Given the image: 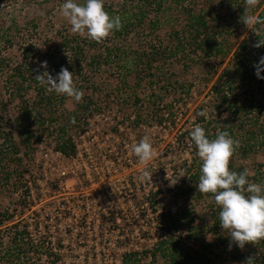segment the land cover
<instances>
[{
  "label": "rangeland",
  "instance_id": "1",
  "mask_svg": "<svg viewBox=\"0 0 264 264\" xmlns=\"http://www.w3.org/2000/svg\"><path fill=\"white\" fill-rule=\"evenodd\" d=\"M124 1L103 0L104 10L110 16V13L118 10ZM203 2L209 7L216 8L221 15H227L234 11L226 0H164L162 27L159 30L162 37H160L167 40L170 29L180 27L185 22L188 13L199 9ZM61 3L62 0H0V121L4 123L1 125L6 130L12 128L14 133L18 129V108L21 106L22 100L17 96L18 94H14L11 86L17 75V68L30 73L29 77L32 80L26 83L20 95L23 96V101L35 105L38 97L36 88L40 87L45 91V86H42L35 76L44 71L39 68V63L47 61V71L53 78L61 67H64L72 73L74 85L83 91V97L78 103L65 96L64 109L67 113H72L78 106L84 107L85 104H90L88 110L82 111L83 115L80 117L79 124L84 126L92 123L99 127L95 135L98 137L100 149L109 150L110 153L107 151L108 161L97 160V165L101 168L99 172H103L101 183H95L84 190L80 188L87 197V205H81L82 197L78 191L80 189L77 180L69 181V190L66 192L53 194L50 197L49 188L47 191L45 189L47 186L38 182L34 172L31 171L32 156L36 150L35 145L38 143L35 140L33 150L22 149L21 156L24 157L26 164L24 178L21 181L19 179L18 183L1 186L0 189V211L8 207L10 212H14L15 203L23 198L26 191L33 200L34 207L22 215L16 213L18 216L14 217V220L0 227L1 234H5L6 231L3 232V230L7 225L28 218L35 239L39 240L44 235L49 237L48 245H46L48 247L35 253L58 255L60 259L54 264H122V256L125 252H141L144 249L152 250L156 247L155 245L164 233L158 216L161 212L165 209L180 211L185 208L197 217L194 231L190 233L188 228H185L184 231V235H191V238L186 236V241L190 246L197 247L193 244V235L196 232V237L202 234L207 242L214 245L213 249L216 253H220L223 249L221 257L211 255L213 262L218 264H264V240L254 244L246 243L242 249L233 243L229 250V243L225 245L221 242L222 236L230 239L228 233L222 228L217 236L211 234L210 231H199L200 227L207 222L210 207L216 205L214 198L207 193H202L201 196L194 194L193 196L191 194L184 195L181 192L185 182L188 181V173L185 169L192 162L193 154L190 144H186L190 142L189 139L181 138L180 128L182 125H184L183 128H193L198 124L195 116L197 109L203 105H209V101L213 97L212 87L218 75L234 56V52L242 54L240 45L243 39L252 40L255 24L249 29L240 19L237 20L231 36L232 50L223 60L215 57L208 60L198 54L195 56L197 63L192 64L188 71L184 70L183 59L174 63L175 70L179 73L177 76L179 85L176 86L178 90L166 96L165 102H172L175 107L174 118L177 125H169L168 123H159L155 116H152L151 109L148 107L151 89L147 86L146 81L143 82V85L138 86L134 74L125 73L120 59L113 56L112 60L100 66H91L85 61L81 62L80 66L72 63L71 48L64 47V44L65 40H68L69 43L78 34L71 33L70 25L59 14L58 8ZM113 5L114 7L111 8ZM255 6L256 10L252 14L249 12L246 15H253L257 18L264 4L259 8L256 0ZM261 26L264 30V21ZM112 39L113 36L110 33L102 41L108 45ZM122 46L121 50L124 51L129 44L123 42ZM246 54L249 55L247 52ZM244 57L250 58V56ZM156 65L160 64L155 63ZM74 68L78 72H74ZM162 68L158 71H165L164 65ZM182 83L185 87L183 91L180 85ZM154 87L156 88L157 84ZM55 95L58 98L62 96ZM256 97L258 99L261 97L258 92ZM33 112L35 113V110ZM209 117H207L208 120ZM29 121L26 120L25 123L28 124ZM207 124L204 125L212 131L214 125ZM199 125L202 128L204 126L203 123ZM118 126L121 128L117 130ZM116 131L117 134L115 133L112 137L108 135ZM38 133L40 132L38 131ZM235 133L234 136H230L239 141V146L246 137L244 139L243 134L238 130ZM261 135L258 133V138ZM36 136L37 133L34 134V139ZM145 136L152 144L156 156L147 164L141 165L132 155L131 145ZM50 139L56 138L44 137V140L49 141ZM236 148L229 163L246 166L249 175H253L260 167L264 172V149L258 151L257 154L245 156ZM111 156L119 159L117 160L118 165L117 163L112 165L109 161ZM144 170L148 175L142 177L141 172ZM173 181L177 182L170 185V182ZM127 183L131 185L129 186ZM42 188L43 190H41ZM156 190H161V193L156 196L157 202L152 207V193ZM43 192H47V195L42 196ZM109 194L115 201H118L117 208L105 210L108 214L106 217H102L100 199L104 200ZM149 197H151L150 201ZM65 199L71 207L70 212L75 213V218H68L69 212L65 214L64 218L46 220L48 223L45 222L44 217H41L38 220L40 224H43V227L39 224L38 227L36 226L37 219L33 220V211H39L46 215V211H54L53 205L55 206L59 201H65ZM77 205H81V211ZM87 212L89 214H86ZM81 214L83 217L85 215L87 220L84 219V223L80 225L81 216L79 215ZM48 224L51 225L52 231H48L46 228V232L44 225ZM76 228H78L77 231ZM171 233L176 237L180 236L178 231L171 230ZM38 255L36 254V256ZM141 258V263L164 264L163 258L158 257L157 262L154 263L149 255L145 258L143 252H141ZM249 258L252 259L248 260ZM51 260L45 256L38 257L37 264H53Z\"/></svg>",
  "mask_w": 264,
  "mask_h": 264
},
{
  "label": "trees",
  "instance_id": "2",
  "mask_svg": "<svg viewBox=\"0 0 264 264\" xmlns=\"http://www.w3.org/2000/svg\"><path fill=\"white\" fill-rule=\"evenodd\" d=\"M226 1L234 11L227 15H221L216 8L209 7L203 2L199 9L188 13L185 22L180 27H172L167 34V40H165L159 33L162 27L164 0H125L118 10L113 12L114 14L110 13V16L118 15L121 20V28L112 32L113 39L110 44L107 45L104 41H92L86 35L80 37L78 34L79 37L75 35L76 37L72 38L69 43L68 40H65L64 47L71 48L72 63L76 66H80L84 61L91 66H100L112 60L113 56L120 59L125 73L134 74L138 86L143 85V82L146 81L147 86L151 89L148 107L151 109L152 116H155L159 123L177 125L174 118L175 107L172 102H165L166 96L178 90L176 86L179 85L177 77L179 73L175 70L174 63L183 59L184 70L188 71L192 64L197 63L195 56L198 54L208 60H212L214 57L223 60L232 50L231 36L237 20L256 10V6H253L250 11H246L244 0ZM113 4L115 5V3ZM263 4L264 0H257L259 8ZM263 21L264 7L256 18L252 40L243 39L240 45L242 54L234 52V56L218 75L212 87L213 97L209 101V105L198 108L195 115L198 124L214 125V127L211 126L213 127L212 131L205 125L203 126L209 139L215 138L218 129L227 131L232 136L236 134L237 130L242 133L246 139L236 149L245 156L257 154L258 151L264 149V79L257 78L254 67L260 57L264 56V45L254 47L258 41L264 43V30L261 28ZM10 31L12 30L10 29ZM123 42L129 44L124 51L121 50ZM244 56H250V58L247 59ZM155 63L160 65L155 66ZM162 65H164L165 71L159 72L158 70L163 69ZM73 70L78 72L76 68ZM16 74L11 86L14 94H18L17 96L22 100L20 102L22 104L18 108L19 119L16 133L12 128L6 130L1 125L4 123L0 121V189L1 186L18 183L19 179L21 181L24 178L26 164L24 157L21 156L22 149L33 150L35 140L40 142L44 137H54L57 149L66 155L74 153L75 145L72 142L71 133L80 129L84 130L82 124H79V120L83 115L82 111L88 110L90 105L78 106L74 112L67 113L64 109L65 95L58 98L54 92L43 91L40 87L36 88L38 96L36 104L27 103L23 101V96L20 93L26 83L32 80L29 77L30 73L17 68ZM260 75L264 76V67H262ZM155 84H157L156 88ZM180 85L183 91L185 88L183 83ZM257 92L261 96L260 99L256 97ZM250 94L251 97H249ZM28 108L30 109L27 110ZM201 110L206 111V118L198 115ZM26 120H30L28 124L25 123ZM183 126L180 128V136L185 140L189 139L190 142L186 144H190L193 157L189 167L185 169L188 173V181L185 182L181 192L184 195L201 196L202 193L195 187L200 175V158L196 155L197 149L189 137L192 128H183ZM35 133L37 136L34 139ZM258 133L262 134L259 138ZM228 167L230 171L237 173L247 169L246 166L235 163H229ZM260 168L253 175L248 173L249 182L264 184V172ZM27 193L26 191L23 198L15 203L14 212H10L8 207L0 211V227L14 220V217L18 216L16 213L22 215L32 208L33 200ZM160 193L161 190L152 193V207L157 202L156 196ZM207 194L213 197V194ZM150 200L151 197H149ZM52 208L54 209L55 206L53 205ZM219 210L217 205L210 207L207 222L200 227V232L210 231L215 236L219 235L221 229ZM158 216L164 233L155 248L141 251L145 258L149 255L152 262L155 263L157 258L161 257L164 264H218L212 261L211 255L221 257L223 249L220 253H216L213 249L214 245L207 242L202 234L196 237L195 232L193 235V244L197 247H192L187 243L186 236L189 234L184 235L185 228H188L190 233L193 232L197 219L190 210L185 208L180 211L165 209ZM41 217H44L45 222H48L46 220L51 219V214L47 212L46 215H43L39 211H33L32 218L33 220L37 219V227L38 224L40 226L38 219ZM41 225L43 224L41 223ZM30 227L29 219L26 218L7 225L3 230V232L6 231L5 234H1L0 231V264H37L38 257L43 256L51 258L53 264L58 262L60 259L58 255L35 253L48 247L46 245H48L49 237L44 235L39 240L35 239L34 231ZM44 228L47 232L48 225H44ZM171 230L178 231L180 236L176 237L171 233ZM190 236L188 237L191 238ZM229 240L224 236L221 237V242L225 245L229 243ZM141 252H125L122 256V264H149L141 263ZM36 254L39 255L36 256ZM245 257L247 258V255Z\"/></svg>",
  "mask_w": 264,
  "mask_h": 264
},
{
  "label": "clouds",
  "instance_id": "3",
  "mask_svg": "<svg viewBox=\"0 0 264 264\" xmlns=\"http://www.w3.org/2000/svg\"><path fill=\"white\" fill-rule=\"evenodd\" d=\"M255 3L256 0H244L246 11H250ZM58 12L70 25L71 33L86 35L92 41L100 42L114 30L118 31L121 28L120 17L109 16L104 10L103 0H82V2L62 0ZM240 19L249 29L256 23L253 15H243ZM261 45L264 43L258 41L254 47ZM254 67L257 78L264 79V76L260 75L264 67V56L260 57ZM39 68L44 71L35 78L45 86L47 92L65 95L77 103L81 101L83 91L74 85L72 73L66 68L61 67L54 78L47 71V61H41ZM198 115L206 118V111L201 110ZM189 137L201 161L196 190L213 194L214 201L220 209L219 225L230 238L229 250L233 243L242 249L246 243L254 244L264 240V184L249 182L247 169L237 173L230 171L228 167L229 159L239 141L234 140L227 131L219 129L215 138L209 139L204 128L199 124L192 128ZM131 153L141 165L147 164L156 156L146 136L131 145ZM147 175L146 170L141 172L142 177ZM176 182H170V185Z\"/></svg>",
  "mask_w": 264,
  "mask_h": 264
},
{
  "label": "built area",
  "instance_id": "4",
  "mask_svg": "<svg viewBox=\"0 0 264 264\" xmlns=\"http://www.w3.org/2000/svg\"><path fill=\"white\" fill-rule=\"evenodd\" d=\"M96 125H84V130H78L71 133L72 142L75 145V152L71 155H66L61 150L57 149L56 140H44V138L36 143V150L32 156V172H34L36 180L40 183H43L47 186L46 190L49 188L50 197L53 194H60L69 190V181H78L79 189H85L90 186H93L95 183L99 184L103 179V172L100 171V166L97 165V160L108 161V152L100 149V143L98 141L97 135H95L96 130H99V127ZM121 127H117V130ZM116 132H112L108 135L111 137L115 135ZM108 135H106L108 137ZM111 151V150H110ZM110 153V152H109ZM115 158V159H114ZM112 165L117 163L119 159L116 157H109ZM121 166V165H120ZM116 170V168H115ZM106 173L104 172V176ZM129 186L130 183H127ZM78 190L80 196L82 197L81 205H87V197L84 195L82 190ZM43 190V188L41 189ZM131 190V189H130ZM48 191V190H47ZM47 195V192H43L42 196ZM148 195V193H147ZM110 194L108 197H105L104 200H101V216L106 217L108 213L105 210L117 208V202ZM84 197H86L84 199ZM34 198V197H33ZM36 201V199H34ZM64 200V199H63ZM69 201V200H68ZM148 204V202H147ZM77 205L80 210V206ZM34 206H32L33 208ZM44 208V207H43ZM84 208V207H83ZM115 208V209H116ZM54 212H50L52 218H64L65 214L69 212L68 218H75V213H71V207L68 205L67 200L59 201L53 209ZM81 211V210H80ZM49 211H46V213ZM86 214H89L88 212ZM98 214V215H100ZM71 215V216H70ZM73 215V216H72ZM81 224L84 223L85 215H79ZM49 219V220H51ZM77 219V218H76ZM87 220V219H86ZM85 220V222H87ZM48 223V222H47ZM42 227V225L40 224ZM54 227V226H53ZM49 231L51 230V225L48 224ZM66 230V229H65ZM73 230V229H72ZM78 228H76V231ZM52 238V237H50Z\"/></svg>",
  "mask_w": 264,
  "mask_h": 264
}]
</instances>
